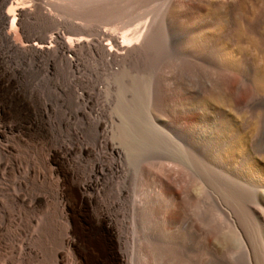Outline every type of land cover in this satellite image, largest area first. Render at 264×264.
Returning a JSON list of instances; mask_svg holds the SVG:
<instances>
[{"label":"rangeland","instance_id":"rangeland-1","mask_svg":"<svg viewBox=\"0 0 264 264\" xmlns=\"http://www.w3.org/2000/svg\"><path fill=\"white\" fill-rule=\"evenodd\" d=\"M45 1L62 21L60 30L66 37L76 39L81 27L106 28L107 20L113 16L116 23L109 22L110 27H119L116 34L122 37L154 20L157 14L161 19L169 0H117V4H111L113 16L96 13L93 9L87 11L82 4H72L70 0ZM244 1L228 0L225 6L238 18ZM254 1L250 0V5ZM137 14H140L138 18ZM132 17L139 20L133 18L135 21L132 27L127 26V30L124 23ZM181 18L175 20V26L183 30L194 21L190 15ZM254 18L249 15L250 31L245 38L249 57L247 73L243 74L244 85L240 83L242 76L239 73L233 76L214 73L189 55L179 61L177 77L182 89L167 84L160 62L144 61L138 67V73L118 79L108 66L102 67L103 63L94 56L85 55L88 76L94 83L104 85L103 92H97L95 97L104 109L105 117L112 121L111 130L112 125L115 126L110 140L123 151L117 178L106 174L100 179L105 187L97 192V203L106 208L115 222L127 264L264 263V175L248 169L246 161L248 157L264 171V87L257 83L264 75V18L262 24H256ZM171 35H174L173 28H161L163 41L172 43ZM65 83L62 76L48 77L30 67L24 68L21 80L23 95L33 108L49 103L52 109L47 122L51 143L78 141L92 145L95 140L93 124L89 122L83 126L77 114L81 109L77 92ZM152 91L158 105L152 108L153 114L149 113L151 118L146 111V99ZM225 91L230 93L228 97ZM0 102H8V98L0 97ZM16 114L29 126L30 114ZM69 116L75 119H69ZM227 128H230L228 135L224 134L228 132ZM77 129L82 132L80 139ZM233 131L235 138L230 142L228 136H233ZM35 133L30 132L17 145V171L10 181L21 176L26 184V194L46 199L35 211L39 224L31 226L36 235L34 243L43 247L47 234L46 227L42 226L45 217L56 219L57 240L69 234L70 223L61 215L60 178L51 174L54 165L47 159L46 144L38 133L34 136ZM241 138L245 140V148L242 156L235 158L232 148L237 147ZM71 158L73 168L82 175L90 171L92 159L83 158L78 152ZM113 159L116 158L105 154L107 163ZM31 168L44 173L45 179L30 172ZM13 189L9 179L0 182L2 193ZM171 194L177 196L175 204L179 203L176 204L178 208L168 202ZM46 252L49 256L44 259V264H50V250L46 249ZM75 261L74 251L67 248L65 264Z\"/></svg>","mask_w":264,"mask_h":264},{"label":"bare ground","instance_id":"bare-ground-1","mask_svg":"<svg viewBox=\"0 0 264 264\" xmlns=\"http://www.w3.org/2000/svg\"><path fill=\"white\" fill-rule=\"evenodd\" d=\"M227 1L169 0L164 3L165 11L163 10L164 16L161 19L157 14L154 20L145 22L142 27H136L132 32L120 37L116 34L119 27L118 29L110 27L111 23H109L115 22L112 15L114 8L111 9V4L118 2L117 0H70L72 4L74 2L78 5L82 4L87 11L93 9L96 13L113 16L107 20L106 28L81 27L78 32L79 37L71 39L60 30L63 23L52 13L53 11L48 7L50 4L45 0H0V97L8 98V102H0V182L9 179L14 188L12 192L5 193L0 190L2 193L0 194V264H44V259L49 256L46 254V249L50 250V264H65L67 248L74 251L76 256L74 264H127L121 252L115 222L106 208L97 203V192L105 187L100 179L106 174L112 177L120 174L123 151L119 145L110 140V134L115 126L113 124L111 130L112 121L105 117V111L95 97L97 92L103 90L104 85L101 82L94 83L92 77L88 76L84 57L91 54L103 63L102 67L108 66L118 79L136 73L144 61L156 64L160 62L164 68L167 84L182 89L177 77L179 61L183 56L189 55L198 63L207 65L214 73L222 72L229 76L239 73L242 76L239 82L244 85L246 80L243 74L247 73L249 57L246 46L248 44L245 40L250 31L248 18L252 14L258 22L255 21L256 24L263 23L264 0H255L252 5L249 3L250 0H245L238 18L233 16L227 5L225 6ZM96 13L95 15H98ZM139 15L137 14L136 17L138 18ZM185 15L192 16L194 21L183 30L175 26V20ZM133 18L126 20L127 22L124 23L126 28L132 27L136 19ZM163 26L174 29V35H171L172 43L162 40ZM261 26L263 25L259 27ZM26 67L43 72L48 77L62 76L66 86L76 90V99L81 105L77 113L78 117L83 126L90 122L94 127L95 140L92 145L79 144L78 141L69 144L50 142L47 122L52 116V109L49 103L44 107L33 108L24 97L21 80ZM257 81L258 85L264 87V75ZM225 95L228 97L230 93L225 91ZM146 105L148 114L158 105L153 91L148 95ZM17 112L30 114L29 126L15 116ZM69 119L75 118L69 116ZM226 130L228 132L224 134H230V128ZM34 131L36 133L33 135L38 133L37 135L46 144L47 159L55 167L51 174L60 178L58 185L61 190L58 196L61 200V215L70 223L69 234L57 240L56 219L45 217L42 223L47 230V234L44 233L45 247L34 243L36 235L31 231V226L39 224L35 211L46 202V199L38 195L26 194V184L21 176L13 182L10 181L17 171L15 159L17 145ZM81 133L80 129L76 130L78 139L81 138ZM234 135L235 132L233 136L232 134L228 136L230 142L235 138ZM244 142L242 138L237 142V147L232 148V156L236 158L243 154ZM75 152L83 158L92 159L90 171L85 175L73 168L74 162L71 156ZM107 153L116 159L107 163L105 160ZM246 158L248 169L264 175V171L254 165L255 162L252 163L253 160ZM30 172L45 179V174L37 172L34 168H31ZM169 196L168 202L176 208V204H179H175L177 196L173 194L170 198ZM172 214L174 215L175 212ZM226 234L230 235L228 232H225ZM239 239L243 241L241 237Z\"/></svg>","mask_w":264,"mask_h":264}]
</instances>
